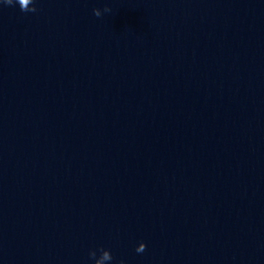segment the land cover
Returning <instances> with one entry per match:
<instances>
[{"label":"clouds","instance_id":"9594fccd","mask_svg":"<svg viewBox=\"0 0 264 264\" xmlns=\"http://www.w3.org/2000/svg\"><path fill=\"white\" fill-rule=\"evenodd\" d=\"M4 6H15L16 4L19 5L20 10L23 12H36L37 8L35 7V0H0ZM93 15L96 17H100L102 12L99 8H94ZM104 12L111 11L109 8L105 7L103 9ZM146 249V245L141 242L138 247L136 248L137 253H143ZM97 251H99V256H97ZM89 258L94 260V264H109L113 260V256L110 250L100 248L98 250H90L89 251ZM119 264H124V261H119Z\"/></svg>","mask_w":264,"mask_h":264}]
</instances>
